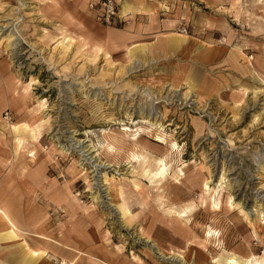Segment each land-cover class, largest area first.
Here are the masks:
<instances>
[{
    "label": "rangeland",
    "instance_id": "rangeland-1",
    "mask_svg": "<svg viewBox=\"0 0 264 264\" xmlns=\"http://www.w3.org/2000/svg\"><path fill=\"white\" fill-rule=\"evenodd\" d=\"M100 1L0 0V175L12 183L18 177L8 125L34 124L40 138L25 135L35 155L27 157L23 179L45 190L30 186L29 193L57 203L50 210L62 216L63 236L92 246V256L115 264H193L179 257L193 235L195 244L206 239L210 256L263 254L264 218L255 219L264 216V0H128L145 11L126 15L113 0L118 14L110 24L91 9ZM153 22L170 31L186 27L197 47L185 48V74L223 75L221 89L194 86L195 102H184L188 85L165 75L166 60L140 51L135 67L119 44ZM10 33L14 44L6 46ZM64 34L68 48L58 44ZM205 44L244 52L256 74H240L225 53L201 67L197 49ZM132 153L166 159L167 174L152 182ZM105 173L115 197L101 182ZM223 175L216 208L202 183L217 188ZM123 197L136 216L130 227L119 210ZM179 211L185 221L174 217ZM196 222L215 234L206 238L193 229Z\"/></svg>",
    "mask_w": 264,
    "mask_h": 264
},
{
    "label": "bare ground",
    "instance_id": "bare-ground-1",
    "mask_svg": "<svg viewBox=\"0 0 264 264\" xmlns=\"http://www.w3.org/2000/svg\"><path fill=\"white\" fill-rule=\"evenodd\" d=\"M145 11V8L140 5L139 1H136L135 3H132L128 0H121V14L126 15L129 12H136V13H142ZM167 38V37H165ZM166 39L162 38L160 42H164ZM14 38L13 34L10 33L7 35V41L6 46L13 45ZM169 45L172 47H180L181 45L185 44V48L188 50H192L193 48L197 47V44L195 41L190 39L189 35H186L184 33H181L180 31H173V34L169 39ZM71 38L64 34L62 36V39L58 41V44L62 45L64 48H68L70 46ZM206 45V44H205ZM217 46L212 44H207L205 48L203 49V54L207 57V55H210L212 51H215ZM146 46L139 45L137 43L132 44L127 48V53L131 57V59H134V66H139V61L136 56L138 52L141 50H146ZM222 50H227L228 56L227 58L233 62V64H238L240 69L242 70L243 74H256V70L254 68V65L251 61L252 57H249L245 55L244 52L238 50V49H229L224 47L220 48ZM36 83V82H35ZM34 84V83H33ZM188 94L185 93V91L181 92V99L185 102L192 100V94L194 96H198L197 92L194 89V86L188 84ZM243 91L244 95L248 93V88L242 87L240 89ZM195 102V100H192ZM45 99H42L40 104L44 105ZM151 126L157 123L150 122ZM162 127V125L160 126ZM125 129L130 130V128L127 126ZM8 130L10 133L14 134L15 140H16V150H15V159L11 162L13 166H15V170L19 172L20 177L23 175V173L28 171L29 163L26 161L27 157H34L35 153L33 151L26 150V137L25 135H32L34 139H39V130L38 127L34 124L30 123H24V124H12L10 123L8 125ZM138 137H135L134 143H137L138 140H136ZM161 141H164V138L162 136L159 137ZM109 146H111L109 144ZM179 145L177 142H172L171 149H178ZM134 162L137 163V165L141 168V171L143 175L147 176L152 182H155L159 178L165 177V175L168 172V162L164 158L155 159L152 157H149L143 153H132ZM95 171V170H94ZM181 173H183V170H180ZM224 175L221 177V184L219 187H212L210 186V181H206L202 183V189L203 193L207 194L212 198V204L214 207L218 208L220 207L221 203V194L223 190V182ZM104 186L108 189L109 194H111L113 197L117 195L118 189L114 185H111L109 181L108 175L104 174V180H101ZM124 196V194L122 193ZM125 197H123V203H120L119 210L121 211L122 218L124 220V223L130 227L134 221H135V215L132 214L130 209L127 207V204L125 203ZM185 213V210L181 211ZM180 211L176 214H174V217L177 219H180L182 221H185V214H182ZM262 213L257 214V218L255 219L256 224L263 221L264 216L262 217ZM261 223H264L261 222ZM139 226V225H137ZM24 224L20 219L14 214L12 211L9 203L1 196H0V237L4 238L6 240L13 241L17 243L18 245L23 247V250L27 252V258L29 259L30 263H37L38 261L43 260L46 256V250L45 249H33L30 247V244L25 238V234L29 231L25 232L26 230L23 229ZM140 232H144L141 226H139ZM201 228L204 232V235L206 238L212 237L213 234H215L216 231L212 230L211 228H206L204 225L196 222L193 224V229ZM194 231V230H193ZM195 232V231H194ZM34 235L37 238H42L47 241H54L53 239L49 238L46 235H43L39 232H34ZM194 239H197L196 235H193V238L190 239V241L187 243V251L181 252L179 255L180 258L184 259L185 261H191L193 264H264V252L263 254L258 255H252L248 258H241L237 256L236 254L232 252H227L225 254H220L217 257L210 256L207 253V243L206 239L202 240L200 243L195 244L193 241ZM199 240V239H197ZM59 246H62V248L67 250V253H78L76 257L72 260L68 259L66 255L62 256V259H60L55 264H76L77 260L80 258L81 252L77 251L75 248L69 245H65L62 243H59L57 241H54ZM149 243H152L153 248H156L160 251L161 247L158 242L153 241L152 239H148ZM174 254V251L172 252ZM178 255V254H177ZM165 256V255H164ZM137 258V256H134ZM101 262V261H99ZM102 264H107L104 262H101ZM5 264V263H1ZM54 264V263H51Z\"/></svg>",
    "mask_w": 264,
    "mask_h": 264
},
{
    "label": "crops",
    "instance_id": "crops-1",
    "mask_svg": "<svg viewBox=\"0 0 264 264\" xmlns=\"http://www.w3.org/2000/svg\"><path fill=\"white\" fill-rule=\"evenodd\" d=\"M125 19H131V17ZM135 29L136 32L133 34L134 37L132 35L131 37L124 39L119 46L127 51L129 46L137 43L146 46L147 49L141 51L150 52L154 60H166L165 65L169 74L165 75H168L173 79L174 85H180L185 88L186 82L187 85L190 83L192 86H197L202 92V89L206 90L211 83H215L218 85V90L219 88L221 89L220 84H224V81L222 80L223 75L220 79L219 75L213 77V74H188V71L187 74H185V44L180 47H172L169 45V41H167L173 34V31L170 30L174 29L166 28V26H162L160 23L156 22L143 25L140 28L135 27ZM162 38L166 40L160 42ZM204 48L205 47L197 49V62H199L198 64L201 67L206 68V66L211 64L212 60L208 59V57L213 56L214 53H218L217 57H220L225 53L226 57L223 58V60L226 59V63H230L240 74H243L238 64H233V62L227 58L229 52L220 49L224 47H217L216 50L212 51L207 57L202 52ZM165 65L163 67H165ZM226 75L227 74H225V76ZM15 174L18 175V177L17 181L13 183L8 181V176L0 175V196L9 203L14 214L23 222V229L26 230L25 232L29 231V233L27 232L24 236L30 244V247L33 249H45L46 256L43 260L38 261L37 263H30L27 258V252L23 250L22 246L0 237V264H55L62 259L63 255H66L70 260L78 255V253L74 252L68 254L66 249L62 248V246H59L54 241L72 246L77 251L81 252L82 254H80V258L76 262L77 264L78 262H80V264H102L101 262L115 264L109 259H102L101 257L94 255L92 256L91 254H97L92 250L93 247L79 245L77 240L74 239L70 233L68 236H63V230L61 228L62 216L59 214H52L50 210L51 208H58V204L52 200L50 201V204L46 205L45 202H42V200L40 201L37 196H33L29 193L33 190L30 189V186L34 188V191L45 190L43 184L32 183L31 180L28 181L27 179L24 180L23 177L25 175L23 174L20 177L18 171H15ZM34 232L46 235L54 241L52 242V240L47 241L42 238H37L34 235ZM99 241H101V238H99Z\"/></svg>",
    "mask_w": 264,
    "mask_h": 264
},
{
    "label": "built area",
    "instance_id": "built-area-1",
    "mask_svg": "<svg viewBox=\"0 0 264 264\" xmlns=\"http://www.w3.org/2000/svg\"><path fill=\"white\" fill-rule=\"evenodd\" d=\"M91 9L95 11L97 19L103 23H112L113 18L118 14L117 7L115 6L113 0H103L95 4H91ZM180 32L188 34V29L186 27L180 28ZM7 119L11 118L7 113L5 116Z\"/></svg>",
    "mask_w": 264,
    "mask_h": 264
}]
</instances>
